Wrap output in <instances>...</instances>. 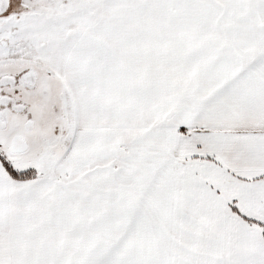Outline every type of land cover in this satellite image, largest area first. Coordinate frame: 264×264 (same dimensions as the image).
<instances>
[{
  "label": "snow or ice",
  "instance_id": "snow-or-ice-1",
  "mask_svg": "<svg viewBox=\"0 0 264 264\" xmlns=\"http://www.w3.org/2000/svg\"><path fill=\"white\" fill-rule=\"evenodd\" d=\"M0 264H264V0H0Z\"/></svg>",
  "mask_w": 264,
  "mask_h": 264
}]
</instances>
